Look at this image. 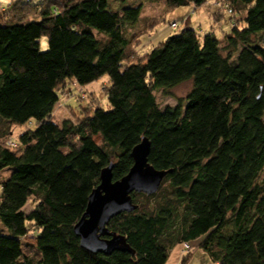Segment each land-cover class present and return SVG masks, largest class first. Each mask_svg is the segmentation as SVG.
<instances>
[{
  "label": "trees",
  "instance_id": "1",
  "mask_svg": "<svg viewBox=\"0 0 264 264\" xmlns=\"http://www.w3.org/2000/svg\"><path fill=\"white\" fill-rule=\"evenodd\" d=\"M154 1L195 10L210 0ZM213 1L232 11L229 34L187 27L144 55L135 54L139 32H127L143 3L112 10L109 0H24L0 13V117L8 124L0 174L12 171L0 177V264H168L179 248L180 264L198 250L214 264H264V0ZM105 76L110 110L55 121L68 81ZM187 81L186 102L161 109L155 91ZM31 123L9 139L14 126ZM143 138L149 163L170 173L157 194L133 193L138 209L108 226L134 253L93 255L74 227L101 171L112 164L114 181L126 176Z\"/></svg>",
  "mask_w": 264,
  "mask_h": 264
},
{
  "label": "rangeland",
  "instance_id": "2",
  "mask_svg": "<svg viewBox=\"0 0 264 264\" xmlns=\"http://www.w3.org/2000/svg\"><path fill=\"white\" fill-rule=\"evenodd\" d=\"M150 1V0H148ZM220 2V1H219ZM112 10H121L124 6L136 7L143 3V13L140 22L132 29H128V33H144L142 36L137 34L141 44L137 47L135 54L144 55L159 43L165 41L169 36L178 33L187 27H191L197 32L202 31V35L207 33H215L216 37L223 38L231 32L232 15L221 7V2L210 0L206 5L194 10L193 6L177 8L169 10L164 4L157 2H147V0H127L126 3H120L117 0H109ZM193 11V12H192ZM198 11V12H197ZM193 13V14H192ZM220 13L223 15L221 22L214 21V14ZM191 17V18H190ZM221 18V17H220ZM178 24L179 29L173 30L172 24ZM153 28H150L153 25ZM172 26V28H171ZM175 29V28H174ZM48 48L47 38L41 41V49L45 51ZM134 57V56H133ZM109 83V77L105 76L99 81L93 82L86 86L68 81L65 88L60 89L59 103L55 107V121L61 122L70 119L73 122L82 116L85 111L92 112L98 106L105 110H110L111 106L104 91V86ZM192 89V81H187L170 90H157L155 96L161 109L167 106H176L178 103L186 102V97ZM34 123L27 126H14L11 134L8 136L11 141H18L20 134L27 128L33 127ZM8 128V124L0 117V135ZM11 170H4L0 177L2 180L11 175ZM260 182H264V173L260 177ZM24 186H30L34 182L32 179H27L22 182ZM34 201H29L25 207V212L28 214L33 210ZM1 228V227H0ZM178 255V249L174 250L168 264H172L175 257ZM209 256L198 250L192 257L189 264H211Z\"/></svg>",
  "mask_w": 264,
  "mask_h": 264
},
{
  "label": "water",
  "instance_id": "3",
  "mask_svg": "<svg viewBox=\"0 0 264 264\" xmlns=\"http://www.w3.org/2000/svg\"><path fill=\"white\" fill-rule=\"evenodd\" d=\"M150 153L151 143L143 138L132 150L134 164L126 176L114 181L112 164L101 171L99 184L88 198L86 211L74 227L82 249L93 255L134 253L125 237L110 232L108 226L115 217L138 209L133 202V193L151 196L162 187L170 171L153 167L149 163Z\"/></svg>",
  "mask_w": 264,
  "mask_h": 264
},
{
  "label": "crops",
  "instance_id": "4",
  "mask_svg": "<svg viewBox=\"0 0 264 264\" xmlns=\"http://www.w3.org/2000/svg\"><path fill=\"white\" fill-rule=\"evenodd\" d=\"M20 1H24V0H0V4L3 7L7 8V7L11 6L12 4L17 3V2H20ZM213 19L215 21V18H213ZM180 258H181V255H180V248H179L178 249V255L175 257V259L173 260V263L172 264H180ZM211 264H214V263H211Z\"/></svg>",
  "mask_w": 264,
  "mask_h": 264
},
{
  "label": "built area",
  "instance_id": "5",
  "mask_svg": "<svg viewBox=\"0 0 264 264\" xmlns=\"http://www.w3.org/2000/svg\"><path fill=\"white\" fill-rule=\"evenodd\" d=\"M32 1H37V0H26V2H32ZM6 8L5 7H3L1 4H0V13L1 12H3L4 10H5ZM226 9L228 10V6L226 7ZM228 12H232V11H230V10H228ZM177 26L176 25H173V28H176ZM184 248H185V251L184 252H186V253H188V252H192L193 251V249L190 247V245H188V244H185L184 245Z\"/></svg>",
  "mask_w": 264,
  "mask_h": 264
}]
</instances>
